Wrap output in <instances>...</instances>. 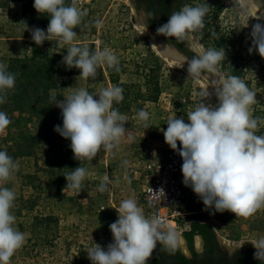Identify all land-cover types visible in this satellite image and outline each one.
I'll return each instance as SVG.
<instances>
[{
    "label": "rangeland",
    "instance_id": "rangeland-1",
    "mask_svg": "<svg viewBox=\"0 0 264 264\" xmlns=\"http://www.w3.org/2000/svg\"><path fill=\"white\" fill-rule=\"evenodd\" d=\"M88 1V14L75 29L78 34L75 43L93 52L111 49L119 59V71L101 66L95 79L84 81L78 78L79 72L75 76L62 77L56 96L58 100L66 97L72 91L69 87H83L93 95L114 85L121 87L124 99L114 103L113 107L127 117L125 127L132 139H123L115 156L102 149L92 161L80 164L67 156L71 152L70 141L62 140V137L55 139V151L60 149L57 156L62 155L61 159L66 163L72 162L70 167H62L60 185L52 182L55 178L48 175L49 165L54 160V147L51 149L47 145L35 157L17 160L18 170L3 186L17 194L12 212L16 216V226L25 233L26 240L12 257L11 264H91L87 258L89 248L94 243L106 248L112 242L108 230L117 219L115 209L120 202L134 198L141 207L137 198L146 186L151 169L165 154L167 144L162 130H166L168 119L173 116L187 119V114L206 99L201 95L205 89L197 81L151 49L145 28H134L128 0ZM206 3L209 10L204 17L205 26L191 34V39L200 46L201 52L225 50V59L216 66L215 73L224 80L235 76L231 71L236 69L238 77L256 93L257 103L250 108L252 117L264 120V58L255 50L249 53V48L253 47L251 33L256 24L242 19V9L227 0H196L189 5ZM97 20L102 22L101 27H96ZM47 26L48 18L30 8L24 18L23 5L17 0H0V57L4 62L12 58H29L34 43L31 29H46ZM67 47L47 41L44 46L62 57ZM110 74L116 80L115 84L111 82ZM207 99L205 103H208ZM139 110L150 114L148 121H138ZM257 134H264V123H260ZM4 135L2 137H6ZM78 166L87 168L89 173L80 193L65 188L64 178L68 169ZM105 172L114 183L110 192L101 193L97 189ZM26 175L31 178L24 180ZM142 210L146 215V210ZM184 212L188 215L185 220L177 221L178 228L168 227L167 223L164 229L180 233L184 227L189 228L185 222L197 219L211 224L219 230L215 232L220 238L237 245L240 241L264 238V208L248 218L235 217L232 213L231 220L230 212L211 215L210 211H205L193 193ZM221 218L227 222H222Z\"/></svg>",
    "mask_w": 264,
    "mask_h": 264
},
{
    "label": "clouds",
    "instance_id": "clouds-1",
    "mask_svg": "<svg viewBox=\"0 0 264 264\" xmlns=\"http://www.w3.org/2000/svg\"><path fill=\"white\" fill-rule=\"evenodd\" d=\"M33 8L38 15L48 18V26L32 28V41L38 47L46 41L68 46L61 63L69 70H79L78 78L95 79L101 66L119 71V59L111 49L93 52L75 43L78 39L75 29L84 15L75 6V0H34ZM208 10L207 3L197 6L185 3L157 28L159 35L189 45L193 55L191 59H184L182 65L187 64L188 76L195 80L209 81L213 77L209 74L216 72V66L226 56L223 48L201 52L200 46L191 39V34L204 28ZM95 25L101 27L102 22L97 20ZM251 38L253 47L249 53L255 50L264 58V25H254ZM15 82V75L0 63V104L5 102ZM69 88L72 91L63 99L51 97L62 119L61 125L54 126V132L70 141L73 159L79 164L92 161L102 149L115 156L121 141L132 139L125 127L127 117L113 107L124 99L123 89L114 85L93 95L83 87ZM214 90L215 105L205 103L210 95L206 88L201 93L206 99L187 114V119L177 116L168 119L166 130H162L164 141L180 156L182 183L191 188L205 211L211 215L227 211L235 217L248 218L264 208V134H257L264 120L252 117L250 108L257 103L256 93L239 77L229 76ZM137 118L139 122H146L150 114L139 110ZM10 123L7 113L0 111V134L6 132ZM17 170L18 164L13 158L0 150V264H11L12 257L26 240L12 212L17 194L3 186ZM88 175L85 167L68 169L64 176L65 188L82 192ZM113 183L105 172L97 190L110 192ZM115 211L117 219L109 225L112 242L106 248L96 243L89 248L87 258L91 264H147L158 244L170 253L186 251L181 248V234L165 230L158 218L146 217L134 198L122 200ZM249 243L256 250L254 259L264 264V238Z\"/></svg>",
    "mask_w": 264,
    "mask_h": 264
},
{
    "label": "trees",
    "instance_id": "trees-1",
    "mask_svg": "<svg viewBox=\"0 0 264 264\" xmlns=\"http://www.w3.org/2000/svg\"><path fill=\"white\" fill-rule=\"evenodd\" d=\"M23 5V17H26L29 8H33V0H17ZM177 1L178 8L184 5L182 3H193L196 0H159V4L154 8L158 14L167 10L172 2ZM188 3V4H190ZM264 3V0H263ZM29 4V7L27 6ZM164 14V13H163ZM168 44H173L180 50H184L190 57L192 55L182 48L179 41L172 38H165ZM46 42L42 46L31 44V56L29 58H12L4 62L0 57V63L6 65L8 72L16 77L15 87L7 92L5 102L0 104V111L7 113L11 120L10 125L6 129V137L0 134V150L6 151L13 158L15 163L17 160L33 158L37 152L47 145L54 147V140L61 139L54 133V126L61 125L62 119L60 110L52 105L51 97L56 96L60 89V81L62 77H70L78 74L79 70L67 69L61 63V54L55 51H48L44 48ZM228 54V52H227ZM233 56V54H232ZM233 74L238 77L236 69H232ZM111 82L116 83L113 79ZM157 92V91H156ZM57 97V96H56ZM31 126L28 128V125ZM65 140V139H62ZM3 146V147H2ZM52 152L54 160L49 165L50 171L48 175L55 178L52 182H58L62 179V167H70L72 162H65L61 156H57L55 147ZM68 158H73L71 152ZM55 161L58 164H55ZM56 171L54 172V170ZM31 178L26 175L24 180ZM229 218L233 219V214H229ZM226 223L224 218L220 219ZM189 229L182 233V237L186 242L190 257L185 256L181 251L175 253L168 252L163 245L158 244L153 251L152 256L147 261V264H261L254 259L255 249L251 243L243 244L239 249L231 254L220 244L217 234L213 226L209 223L193 219L190 221ZM110 231V229L108 230ZM107 231V232H108ZM201 237L203 242V251L196 252L194 249V238Z\"/></svg>",
    "mask_w": 264,
    "mask_h": 264
},
{
    "label": "built area",
    "instance_id": "built-area-1",
    "mask_svg": "<svg viewBox=\"0 0 264 264\" xmlns=\"http://www.w3.org/2000/svg\"><path fill=\"white\" fill-rule=\"evenodd\" d=\"M89 3L88 0H75V6L84 13L82 17L88 14ZM181 166L180 156L167 145L163 159L151 169L146 186L137 198L146 210L145 216L158 218L163 226L169 222L183 221L188 215L184 208L193 192L182 183Z\"/></svg>",
    "mask_w": 264,
    "mask_h": 264
},
{
    "label": "water",
    "instance_id": "water-1",
    "mask_svg": "<svg viewBox=\"0 0 264 264\" xmlns=\"http://www.w3.org/2000/svg\"><path fill=\"white\" fill-rule=\"evenodd\" d=\"M238 7L242 9V19L249 21L254 24H261L264 25V3L263 0H227ZM128 3L130 5V8L132 10V24L134 28L136 29H143L145 28L144 24V17L141 13H138L134 7L131 5L130 1L128 0ZM146 29V28H145ZM147 31V34L150 38V44H151V49H153L161 58H163L165 61H167L169 64L174 66L176 69L184 72L185 74L188 75L187 73V64L185 63L182 65V63L178 62L183 59L180 55H178L176 52L170 50L167 46H165L160 39L151 31ZM182 62V61H181ZM213 77H209L208 80H195L197 81L204 89L207 88V91L210 93L208 97V104L215 105L217 103V98L215 96V90L216 88H219L222 85L223 80L220 79L216 73L214 74H209ZM184 232V231H183ZM180 232L181 236L182 233ZM217 234V233H216ZM218 240L220 244L231 254L233 251L239 249L243 244L249 243L251 241L246 240V241H240V244H234L232 242H229L227 240H224L219 237L217 234ZM201 247L203 248V242L201 237L196 236L194 238V249L196 252H201L200 249ZM181 248H186V251H181L185 256L190 257V253L187 249L185 240L182 237V243H181ZM255 249V248H254ZM256 251V250H255Z\"/></svg>",
    "mask_w": 264,
    "mask_h": 264
},
{
    "label": "flooded vegetation",
    "instance_id": "flooded-vegetation-1",
    "mask_svg": "<svg viewBox=\"0 0 264 264\" xmlns=\"http://www.w3.org/2000/svg\"><path fill=\"white\" fill-rule=\"evenodd\" d=\"M131 5L134 7V9L138 12L141 13L144 17V26L148 31L153 32L159 39L160 41L167 46L170 50L176 52L178 55H180L183 59H191V57L185 53L184 50H180L178 47H176L173 44H168L165 40V37L162 35H159L157 33V28L166 23L169 16L171 15L172 12L176 11L178 8L177 1H174L171 3V5L167 8V10L161 14H158L154 8L159 4V0H129ZM185 3H190V2H183ZM182 45V48L188 51L191 55H193V52L189 45L184 42H180ZM181 61H178L182 63ZM239 69V68H238ZM241 75V73H240ZM186 243V242H185Z\"/></svg>",
    "mask_w": 264,
    "mask_h": 264
},
{
    "label": "crops",
    "instance_id": "crops-1",
    "mask_svg": "<svg viewBox=\"0 0 264 264\" xmlns=\"http://www.w3.org/2000/svg\"><path fill=\"white\" fill-rule=\"evenodd\" d=\"M171 223H173V227L172 228H178L176 222H171ZM188 229H187V227L186 228L184 227V231H187ZM182 232H183V230H182Z\"/></svg>",
    "mask_w": 264,
    "mask_h": 264
},
{
    "label": "bare ground",
    "instance_id": "bare-ground-1",
    "mask_svg": "<svg viewBox=\"0 0 264 264\" xmlns=\"http://www.w3.org/2000/svg\"><path fill=\"white\" fill-rule=\"evenodd\" d=\"M229 5V4H228ZM171 226H173V223H168V227H171Z\"/></svg>",
    "mask_w": 264,
    "mask_h": 264
}]
</instances>
